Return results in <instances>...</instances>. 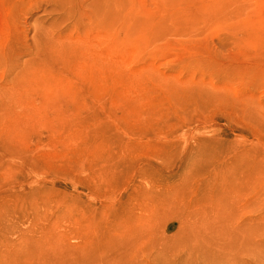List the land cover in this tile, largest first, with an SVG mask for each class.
Instances as JSON below:
<instances>
[{
	"label": "rangeland",
	"instance_id": "1",
	"mask_svg": "<svg viewBox=\"0 0 264 264\" xmlns=\"http://www.w3.org/2000/svg\"><path fill=\"white\" fill-rule=\"evenodd\" d=\"M0 264H264V0H0Z\"/></svg>",
	"mask_w": 264,
	"mask_h": 264
}]
</instances>
